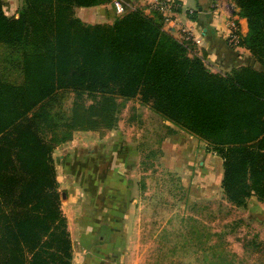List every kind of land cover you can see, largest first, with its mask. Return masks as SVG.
Returning <instances> with one entry per match:
<instances>
[{"label": "trees", "instance_id": "1", "mask_svg": "<svg viewBox=\"0 0 264 264\" xmlns=\"http://www.w3.org/2000/svg\"><path fill=\"white\" fill-rule=\"evenodd\" d=\"M23 1L15 17L0 0V264H72L53 151L74 131L113 129L120 100L140 99L222 157L232 204H264V0H234L248 22L239 43L261 69L226 73L190 56L156 7L89 24L76 8L111 0ZM68 93L66 116L54 109Z\"/></svg>", "mask_w": 264, "mask_h": 264}, {"label": "rangeland", "instance_id": "2", "mask_svg": "<svg viewBox=\"0 0 264 264\" xmlns=\"http://www.w3.org/2000/svg\"><path fill=\"white\" fill-rule=\"evenodd\" d=\"M11 4L9 14L19 17L24 1ZM180 41L205 61L190 40ZM17 68L8 71L10 80L20 79ZM73 99L68 93L54 110L67 116ZM175 126L138 98L120 100L113 129L74 131L58 144L53 158L68 229L100 222L96 209L111 207L121 219L126 264H264V204L256 196L232 204L222 189V157ZM89 205L96 211L88 216Z\"/></svg>", "mask_w": 264, "mask_h": 264}, {"label": "crops", "instance_id": "3", "mask_svg": "<svg viewBox=\"0 0 264 264\" xmlns=\"http://www.w3.org/2000/svg\"><path fill=\"white\" fill-rule=\"evenodd\" d=\"M3 1L6 3L7 9L13 5H9L13 0ZM158 1L121 0L125 13L136 7H142L146 13H150L153 4ZM169 1L175 5L172 12L167 16L165 29L179 40L185 39V35L190 34L189 40L196 47L195 51L204 56L205 62L210 68L224 73L242 65H251L261 69V65L248 49L241 46L240 43L233 44L230 41L231 22L237 23L238 28L236 31L240 37L246 36L248 33L247 19L239 15L240 9L233 0ZM113 2L114 0H111L101 5L77 7L76 14L86 23L95 24V21L110 23L117 16ZM186 31L188 33H185ZM175 127L174 129H180L177 126ZM181 132H184V130ZM177 143L180 145V141L177 140ZM103 156L101 158L102 161L104 159V168H106L107 162L105 156ZM101 194L97 193V200L101 198ZM92 197L91 199H93ZM98 205H102L99 200ZM96 210L95 212L93 207L91 210L89 205L86 208L88 212L86 214L89 216V214L93 215L95 212L101 223L86 222L79 223L76 226L69 225L73 241L72 264H126V256L122 253L123 242L119 232L122 227L121 219L111 207L104 210L102 214L99 207ZM76 231L80 232L78 246L75 243ZM91 231L100 232L101 235L94 239L93 235L89 234Z\"/></svg>", "mask_w": 264, "mask_h": 264}, {"label": "built area", "instance_id": "4", "mask_svg": "<svg viewBox=\"0 0 264 264\" xmlns=\"http://www.w3.org/2000/svg\"><path fill=\"white\" fill-rule=\"evenodd\" d=\"M113 5H114V9H115V12L118 16L122 15L125 13V8H124V5L123 3L121 2V0H114L113 2ZM175 4L169 0H159L157 3H156V8L158 10H160L161 12H163V14H165V16L167 17L171 12H172V9H173V6ZM231 36H230V41L233 43V44H239L240 42V36L239 34L237 33V23L236 22H231ZM185 33H188L187 31ZM190 38V34H186L185 35V39L186 40H189Z\"/></svg>", "mask_w": 264, "mask_h": 264}]
</instances>
